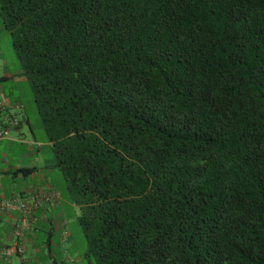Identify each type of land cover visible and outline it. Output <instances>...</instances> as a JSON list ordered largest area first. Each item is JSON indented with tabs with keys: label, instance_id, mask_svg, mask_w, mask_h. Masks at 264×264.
I'll list each match as a JSON object with an SVG mask.
<instances>
[{
	"label": "trees",
	"instance_id": "obj_1",
	"mask_svg": "<svg viewBox=\"0 0 264 264\" xmlns=\"http://www.w3.org/2000/svg\"><path fill=\"white\" fill-rule=\"evenodd\" d=\"M0 19L90 263L264 264V0H0Z\"/></svg>",
	"mask_w": 264,
	"mask_h": 264
},
{
	"label": "crops",
	"instance_id": "obj_2",
	"mask_svg": "<svg viewBox=\"0 0 264 264\" xmlns=\"http://www.w3.org/2000/svg\"><path fill=\"white\" fill-rule=\"evenodd\" d=\"M12 77L13 72L1 59L0 52L1 95L2 83ZM8 104H11V99L0 96V112L3 108L8 109ZM18 121L10 111L4 117L0 115V129H6L4 135L0 136V163L3 165L0 167V200L18 195L32 203L38 193L50 189L60 191L46 179L43 181L46 175L55 170L53 162L39 165V156H32L36 150L34 141L27 139ZM15 152L16 159L12 158ZM21 168H28L29 171L22 172ZM44 170L46 174L41 176ZM79 211L61 192L57 199L41 201V207L27 215V225H23L25 213L18 210L0 211V264H87L86 256L74 247V231L69 226L68 215L75 213L78 216ZM18 227H22L20 234L17 233ZM13 246H22L24 251H11L8 259H5L1 250Z\"/></svg>",
	"mask_w": 264,
	"mask_h": 264
},
{
	"label": "rangeland",
	"instance_id": "obj_3",
	"mask_svg": "<svg viewBox=\"0 0 264 264\" xmlns=\"http://www.w3.org/2000/svg\"><path fill=\"white\" fill-rule=\"evenodd\" d=\"M0 52H1V59H3V62L5 61L7 63L8 67L13 72V77L2 83L3 95L0 94V96L2 97V99L5 96H7L9 99H11V104L7 105L8 109L3 108L0 112V115L4 117L5 114H7L10 111V113H12L17 117V119L19 120L17 124L19 122L21 123V129H23V132L27 135V139L29 141H34L33 145L35 146L36 150L32 156H39L40 158L39 165L52 163L54 161V152L51 143L49 142L47 132L43 125L42 116L35 100V93L32 84L26 78L25 75L21 74L22 73L21 65L13 45L12 35L3 26L1 19H0ZM0 130H2L3 132L6 131L4 127L1 128ZM16 156H17V152H15V154L12 155V158L16 159ZM0 167H3L1 163H0ZM41 174H42L41 176H43V174H46V171L44 170L43 173ZM45 179L49 181L50 184L55 186L60 192L63 191V189L65 188V181L63 178V174L58 168L55 169L53 172L49 173L48 175H46L45 178H43V181ZM48 192L58 193L54 189L53 190L50 189L48 190ZM67 214H69V212ZM68 218L70 221L69 226L74 231V247L78 252H80L82 255L85 256L86 251L89 249V243L85 238L83 229L79 224L75 213L69 214ZM85 260L87 264H97L95 259L91 260V263L87 259Z\"/></svg>",
	"mask_w": 264,
	"mask_h": 264
},
{
	"label": "built area",
	"instance_id": "obj_4",
	"mask_svg": "<svg viewBox=\"0 0 264 264\" xmlns=\"http://www.w3.org/2000/svg\"><path fill=\"white\" fill-rule=\"evenodd\" d=\"M4 132L0 130V136H3ZM58 198L56 192H41L34 196L33 202L30 203L26 198H21L18 195H13L9 198H3L0 200V211H15L18 210L26 214V217L23 218V225L28 224L27 215H31L35 210L41 207V201H51ZM22 227H18L17 233L20 234ZM11 251H16L22 253L24 248L22 246H13L1 250V254L5 259H8Z\"/></svg>",
	"mask_w": 264,
	"mask_h": 264
}]
</instances>
